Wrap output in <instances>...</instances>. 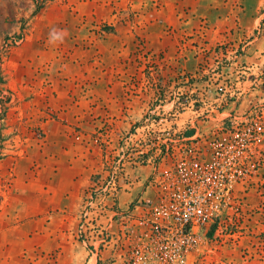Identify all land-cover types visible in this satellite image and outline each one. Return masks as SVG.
Segmentation results:
<instances>
[{
    "label": "rangeland",
    "instance_id": "rangeland-1",
    "mask_svg": "<svg viewBox=\"0 0 264 264\" xmlns=\"http://www.w3.org/2000/svg\"><path fill=\"white\" fill-rule=\"evenodd\" d=\"M263 23L264 0H0V158L11 161L0 171V222L24 149L76 146V167L89 173L77 216L54 226L30 219L46 222L29 225L26 242L13 222V264H88L76 227L99 171L91 159L181 74L201 75L248 48L261 69ZM194 264H264V155Z\"/></svg>",
    "mask_w": 264,
    "mask_h": 264
},
{
    "label": "built area",
    "instance_id": "built-area-1",
    "mask_svg": "<svg viewBox=\"0 0 264 264\" xmlns=\"http://www.w3.org/2000/svg\"><path fill=\"white\" fill-rule=\"evenodd\" d=\"M244 56L181 74L106 150L76 227L90 264L201 257L264 155V63Z\"/></svg>",
    "mask_w": 264,
    "mask_h": 264
},
{
    "label": "crops",
    "instance_id": "crops-1",
    "mask_svg": "<svg viewBox=\"0 0 264 264\" xmlns=\"http://www.w3.org/2000/svg\"><path fill=\"white\" fill-rule=\"evenodd\" d=\"M229 25H233V23ZM247 51L248 53L242 59L253 63L254 55L249 54L250 48ZM55 127L56 125L53 124L52 134L54 135L56 134ZM131 127L121 136L127 133ZM78 149L76 146L56 148V144L43 149L32 147L28 151L27 148L24 149V153L15 159L13 169L16 171L14 183L16 194H11L2 200L5 202L2 207L4 208L2 215L6 220L0 222V264H13V244L18 240L14 231V221L17 223L16 230L20 227L25 229L24 235L20 234V241H23L24 238L26 242L29 225L33 227L46 222L45 220L33 221L30 219L49 218L51 219L49 223L54 226L56 224L53 219L77 216L80 196L89 180L88 170L81 168L82 165L81 169H77L79 166L76 167V164L81 162ZM91 161H94L91 162L93 163L91 169H95V172L100 170L101 159H91ZM7 168H11V161L8 158H0V171L6 172ZM21 233L23 234V232ZM85 251L88 256V251L86 249ZM88 264H90L89 261Z\"/></svg>",
    "mask_w": 264,
    "mask_h": 264
}]
</instances>
